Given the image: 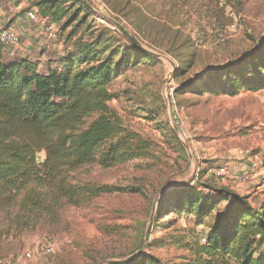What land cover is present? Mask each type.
Returning a JSON list of instances; mask_svg holds the SVG:
<instances>
[{
    "label": "rangeland",
    "instance_id": "374dc122",
    "mask_svg": "<svg viewBox=\"0 0 264 264\" xmlns=\"http://www.w3.org/2000/svg\"><path fill=\"white\" fill-rule=\"evenodd\" d=\"M83 2L89 9L83 22L81 15L64 32L59 25L47 32L28 23L30 31L21 36L16 56L35 60L40 52L52 50L53 40L59 44V58L78 41L102 38L100 47H106L108 54L125 50L132 40L153 60L133 65L131 53L125 54L129 64L109 87L116 95L109 107L125 129L150 141V157L110 169L92 165L76 171L71 175L74 182L121 191L102 194L78 207L66 206L54 223L43 218L33 228L19 231L13 220L15 209L0 212V264H110L132 261L142 254L161 264H196L185 245H192L196 230L208 227L210 219L198 228L193 219L178 213L159 219L162 201L166 192L182 186L203 193L227 188L237 194L229 174L219 184L221 179L208 175L206 168L231 166L240 151L252 154L258 143L263 147L264 93L230 97L176 95L175 90L187 81L199 86V78L207 72L258 47L264 37V0ZM18 4L0 0V18L5 20L0 29L18 31L22 27L16 20L19 15L37 13L31 5L17 9ZM42 30L51 37L48 43L34 35ZM70 34L73 38L67 41ZM195 39L201 45H195ZM50 53L48 62L54 63L53 50ZM119 59L120 55L115 62ZM47 68L42 65L41 71ZM37 159L40 163L44 153ZM256 198L250 203L256 209L264 207V198ZM42 245L53 251L41 254ZM27 253L30 259L24 258Z\"/></svg>",
    "mask_w": 264,
    "mask_h": 264
},
{
    "label": "trees",
    "instance_id": "16d2710c",
    "mask_svg": "<svg viewBox=\"0 0 264 264\" xmlns=\"http://www.w3.org/2000/svg\"><path fill=\"white\" fill-rule=\"evenodd\" d=\"M31 7L62 32L81 15L82 23L89 12L83 0H35ZM72 38L70 34L67 41ZM101 40L75 42L53 67L47 62L45 72L29 57L6 58L0 43V212L14 208L19 231L43 218L56 222L66 206L121 191L74 182L76 171L92 165L110 169L150 157V141L125 129L109 107L116 98L109 87L131 58L133 65L153 58L130 39L126 51L107 54ZM199 82H184L175 94L235 97L264 89V37L249 54L207 72ZM40 153L44 159L39 163ZM167 213L193 219L196 228L210 219L208 227L196 230L192 245H185L196 264H264V207L256 209L248 197L227 188L203 193L196 187H176L166 192L157 217ZM110 264L161 263L142 254Z\"/></svg>",
    "mask_w": 264,
    "mask_h": 264
},
{
    "label": "built area",
    "instance_id": "2783aa9c",
    "mask_svg": "<svg viewBox=\"0 0 264 264\" xmlns=\"http://www.w3.org/2000/svg\"><path fill=\"white\" fill-rule=\"evenodd\" d=\"M17 22L20 25H25L28 23H34L39 28H45L47 32H51L53 30V25H49L48 18L39 17L34 11H28L25 15H19L16 18ZM48 25V26H47ZM30 31L28 27L24 28L21 31L14 30L12 28H1L0 29V43L3 46L4 56L8 59H12L16 56V49L20 45V39L22 35H27ZM195 45H201V41L199 39L194 40ZM170 95L172 96V90L170 91ZM249 151H240L238 154V159L230 166H226L223 168H216L211 165H207L206 172L208 175L215 179H220L227 174L234 173L237 177L242 181L246 182L249 179L250 173L245 166V161L249 158ZM201 244H205V239L201 237ZM53 251L51 246L42 245L39 249L41 254H49ZM24 258L30 259L31 254L27 253L24 255Z\"/></svg>",
    "mask_w": 264,
    "mask_h": 264
},
{
    "label": "crops",
    "instance_id": "0c3cea01",
    "mask_svg": "<svg viewBox=\"0 0 264 264\" xmlns=\"http://www.w3.org/2000/svg\"><path fill=\"white\" fill-rule=\"evenodd\" d=\"M16 1L19 2V4L17 5V9H21V8H24L28 5L30 6L34 0H9L10 4L11 3L15 4ZM7 3H8V1H7ZM4 21H5L4 18L1 17L0 23H4ZM21 26L22 27L19 29V31L23 30L24 28H26L29 25L25 24V25H21ZM34 35L36 36V38H40L45 43H48L50 40L49 38H51L48 35V33H44L43 30L41 33L40 32L38 33V31L34 32ZM22 36H25V35H22ZM46 37H47V39H45ZM50 47L52 48V50L54 52L53 55L55 56L52 60L56 61V59L59 58V51L56 52V50H58V48H59V44H57L53 40V41H51ZM48 50H49V48L44 53L40 52L38 55V58L33 60V61H37L39 63L40 68L42 67V65L48 66L47 62L50 60V58L52 56V53H50V51H52V50H50L49 52H48ZM62 54L63 53H61V55ZM46 56L48 57V59ZM53 66H54V63L51 64V67H53ZM248 93L251 94V92H248ZM255 93H264V89L259 90ZM257 146L258 147L255 148V150L252 152V154H250L249 158H247L245 161V166L248 169V172L250 173L248 181L239 182L238 180H240V179L234 173H231L228 176V178L230 180H233L234 184L236 185L235 192L239 196L248 197L249 202L252 201L253 204L255 203L253 200H258L256 198L257 196L264 198V145H263V147H262V145H260L261 147H259V143H258ZM236 158L238 159V156ZM220 181H222V179L219 180V182H218L219 184H220ZM262 202L264 203V200Z\"/></svg>",
    "mask_w": 264,
    "mask_h": 264
},
{
    "label": "water",
    "instance_id": "95a60500",
    "mask_svg": "<svg viewBox=\"0 0 264 264\" xmlns=\"http://www.w3.org/2000/svg\"><path fill=\"white\" fill-rule=\"evenodd\" d=\"M109 22H110V24H112L114 27L118 28L119 30H122L121 27H120V25L117 24L116 22L111 21V20H109ZM122 31H123V30H122ZM123 33H124V32H123ZM122 262H129V261L127 260V261H122Z\"/></svg>",
    "mask_w": 264,
    "mask_h": 264
}]
</instances>
